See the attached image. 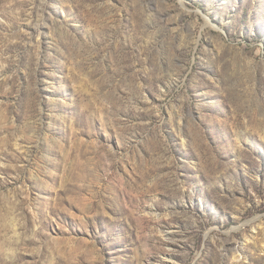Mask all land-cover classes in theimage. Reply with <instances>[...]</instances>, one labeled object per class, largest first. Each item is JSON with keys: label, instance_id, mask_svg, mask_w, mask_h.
Listing matches in <instances>:
<instances>
[{"label": "rangeland", "instance_id": "374dc122", "mask_svg": "<svg viewBox=\"0 0 264 264\" xmlns=\"http://www.w3.org/2000/svg\"><path fill=\"white\" fill-rule=\"evenodd\" d=\"M0 264H264V0H0Z\"/></svg>", "mask_w": 264, "mask_h": 264}]
</instances>
